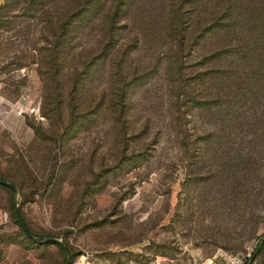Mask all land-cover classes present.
<instances>
[{
	"label": "rangeland",
	"instance_id": "1",
	"mask_svg": "<svg viewBox=\"0 0 264 264\" xmlns=\"http://www.w3.org/2000/svg\"><path fill=\"white\" fill-rule=\"evenodd\" d=\"M0 179L2 264H264V0H0Z\"/></svg>",
	"mask_w": 264,
	"mask_h": 264
},
{
	"label": "trees",
	"instance_id": "2",
	"mask_svg": "<svg viewBox=\"0 0 264 264\" xmlns=\"http://www.w3.org/2000/svg\"><path fill=\"white\" fill-rule=\"evenodd\" d=\"M36 1L39 2V3H43L44 4V3H48V2L50 3L52 0H49V1L36 0ZM75 18H76V20H77V18H81L80 17V13L74 14L72 12L68 13L66 11L61 16L56 17L55 19H53L52 17H50V15H48V17H47L48 24L54 26V33H53V37H52L53 40L52 41H48L47 43H51L52 45H54V41L59 39L60 36L67 31L69 25L73 24V20H75ZM11 65H14L15 67L13 69H15V68H18L19 66H21V63L10 62V63H8L7 67H9ZM1 180H5V179H1ZM5 181H7V180H5ZM10 183L14 184L16 186V188L19 189V187L14 182L10 181ZM0 184L1 185H6V184H3L1 182H0ZM6 186H8V185H6ZM14 211H15V209H14ZM18 212H19L24 224L26 225L27 229L30 232L29 225L25 221V219H24V217H23V215H22V213H21V211L19 209H18ZM15 217H16V219H15L16 223L19 225V227H21L23 229V227H22V225H21V223H20V221H19V219H18V217L16 215V212H15ZM23 231H24V229H23ZM24 233H25V231H24ZM46 237H55V238H57V237H59V235H57V234H48V236H46ZM48 241L51 242V243H56L54 241H50V240H48ZM62 242L64 243V245L66 247L69 263L73 264V261H72V258H71L73 256V253H71V251H69V248H68V245H67V242L65 241V239L62 238Z\"/></svg>",
	"mask_w": 264,
	"mask_h": 264
},
{
	"label": "water",
	"instance_id": "3",
	"mask_svg": "<svg viewBox=\"0 0 264 264\" xmlns=\"http://www.w3.org/2000/svg\"><path fill=\"white\" fill-rule=\"evenodd\" d=\"M0 182L3 183V184L8 185L13 190L14 195H16L17 188H16V186L14 184H12V183H10L8 181H5V180H1V179H0ZM14 209H15L16 215H17V217H18V219H19V221H20V223H21V225H22V227H23V229H24V231H25V233H26V235L28 237H30L31 239H33L35 241H39V242L50 240V241H54V242L58 243L61 246L63 254H64V262H65L64 264H70L69 263V259H68V254H67L66 247H65L64 243L60 239L55 238V237H35V236H33L29 232V230L27 229L26 225L24 224V222H23V220H22V218H21V216H20V214L18 212L16 200H14ZM261 245H262V241L259 242L258 247H260Z\"/></svg>",
	"mask_w": 264,
	"mask_h": 264
},
{
	"label": "built area",
	"instance_id": "4",
	"mask_svg": "<svg viewBox=\"0 0 264 264\" xmlns=\"http://www.w3.org/2000/svg\"><path fill=\"white\" fill-rule=\"evenodd\" d=\"M252 257L246 255H231L221 264H251Z\"/></svg>",
	"mask_w": 264,
	"mask_h": 264
},
{
	"label": "crops",
	"instance_id": "5",
	"mask_svg": "<svg viewBox=\"0 0 264 264\" xmlns=\"http://www.w3.org/2000/svg\"><path fill=\"white\" fill-rule=\"evenodd\" d=\"M2 261H3V259H2V260H0V264H2Z\"/></svg>",
	"mask_w": 264,
	"mask_h": 264
}]
</instances>
